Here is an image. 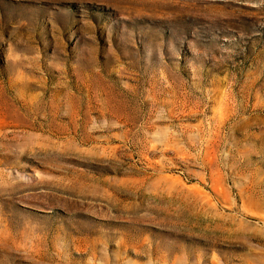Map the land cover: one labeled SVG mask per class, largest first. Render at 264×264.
Wrapping results in <instances>:
<instances>
[{
	"label": "rangeland",
	"instance_id": "rangeland-1",
	"mask_svg": "<svg viewBox=\"0 0 264 264\" xmlns=\"http://www.w3.org/2000/svg\"><path fill=\"white\" fill-rule=\"evenodd\" d=\"M0 264H264V0H0Z\"/></svg>",
	"mask_w": 264,
	"mask_h": 264
}]
</instances>
